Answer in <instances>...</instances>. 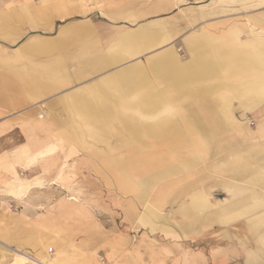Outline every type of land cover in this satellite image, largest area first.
<instances>
[{
	"label": "rangeland",
	"instance_id": "1",
	"mask_svg": "<svg viewBox=\"0 0 264 264\" xmlns=\"http://www.w3.org/2000/svg\"><path fill=\"white\" fill-rule=\"evenodd\" d=\"M144 1L138 2L141 9L146 5ZM238 1H208L200 10L182 8L100 27L86 21L94 14L96 22L95 13L103 10L105 1L99 4V0H0V78L14 81L9 82L14 87L17 81L25 82L27 78L31 81L33 77L51 86H56L57 80L65 82L35 100L34 106L41 102L50 106V113H45L44 119L38 118L43 111L36 110V117H32L33 106L17 111L13 120L0 125V264H33L17 252L39 256L44 242L47 258L54 256L59 244L68 246L69 253L85 257L76 250V242L91 244L97 240L94 235L112 231L130 235L152 233L158 235V241L169 243V231H151L140 222L145 204L157 197L164 182L192 180L208 189H217L218 181L223 179L218 169L236 159L241 163L238 166L242 172L256 171L257 166L243 152L252 150L264 154V104L245 114L234 98L232 109L237 121L229 124V137L223 143L227 144L226 150L206 157L190 169L188 165L193 159L185 158L197 155L194 148L171 150L149 138L144 143L132 141L127 132L106 136L94 132L91 126L72 125L81 119L68 105L71 94L90 89L103 74L113 72L115 67L95 71L91 62L107 53L115 36L127 28L144 26L162 30L180 49L178 55L182 62L190 59L185 42L194 38L213 35L231 38L230 33L235 29L239 44H247L250 38L264 41V7L258 6L256 0ZM25 11L30 13V19ZM71 26L89 29L91 44L87 50L82 52L74 44L48 54L22 50L26 42L56 41L60 30ZM162 50L163 47L143 53L141 63L147 66L149 58ZM58 60L62 64L51 68ZM95 72L99 76H87ZM254 84L264 91V78L256 79ZM225 89V85L220 86L210 96L214 98ZM28 90L35 92V85ZM19 91L26 92V84ZM259 95L264 98V93ZM172 152L176 158H164ZM140 154L146 158L137 162ZM129 157L135 166H124ZM182 164L187 166L184 172L171 175L172 167ZM155 169L161 171L149 173ZM21 183L26 189L16 194ZM162 202L163 215L169 223L171 205ZM167 221L160 220L159 224L166 225Z\"/></svg>",
	"mask_w": 264,
	"mask_h": 264
},
{
	"label": "crops",
	"instance_id": "2",
	"mask_svg": "<svg viewBox=\"0 0 264 264\" xmlns=\"http://www.w3.org/2000/svg\"><path fill=\"white\" fill-rule=\"evenodd\" d=\"M104 1L106 3L103 10L95 13L96 22L92 14L86 23L104 27L108 24L137 21L151 14L171 13L182 8L200 10L206 7L208 1L239 2L145 0L146 5L141 9L138 3L140 0H99V4ZM256 1L258 6L264 7V0ZM109 7L112 8L111 11ZM25 14L30 19V13L25 11ZM30 23L33 21L30 20ZM88 30L77 26L62 28L56 41L42 39L35 44L26 42L22 50L48 54L60 52L65 46L74 44L80 46V51L83 52L91 44ZM230 34L231 38L209 36L187 40L185 45L190 59L184 63L179 58L174 42H170V38L160 29L150 30L139 26L118 33L107 53L96 56L91 62L95 71H108L115 67L113 72L103 74L90 89L75 92L68 97L69 108L81 119L73 125L91 126L94 132L106 136L127 132L132 141L139 140L140 143H144L147 138L155 142H169L165 145L171 150L194 148L197 155L185 158L193 159L188 165L189 169L208 156L220 154L227 148V144L224 146L223 143L224 138L229 137V124L234 119L237 121L233 116L232 100L235 98L240 102L245 114L250 110L254 112L264 104V98L258 97L264 91L258 85L254 86L256 79L264 78V41L258 42L250 38L247 44H239L236 40L237 31L233 29ZM162 47L164 50L149 58L147 66L141 63L140 56L143 53ZM61 64L62 60H58L50 67L56 68ZM198 75H201L200 78ZM87 76L99 75L95 72ZM9 82L14 81L0 78V119L3 121L0 125L13 120L19 113L17 111L29 110L36 99L65 84L57 80L54 81L56 86L46 85L37 77H33L31 81L28 78L25 82L17 81L15 87L13 83L9 86ZM25 84L27 91H19ZM33 85L36 90L30 92L29 86ZM223 85L226 89L212 98L210 92ZM49 108L47 103H38L31 115L35 118L36 110L49 115ZM103 111L114 112V115L109 117V113H106L104 118H108H99L98 115ZM172 153L164 158H176ZM142 158H146V155H137V159ZM179 166L172 167L171 175L182 173L184 167H187L184 164ZM239 168L242 172L241 167ZM221 169L218 171L223 179L218 181L217 189H208L204 184L192 180L182 179L178 183L170 180L161 185L157 197L145 204L140 218L143 228L169 231V243L158 241V235L152 233L130 235L112 231L94 235L93 238L97 240L91 244L82 240L80 243L76 242V250L85 257H80L75 252L69 253L65 244L57 245L58 251L55 254L60 253L64 264H264V183L244 182L236 175L233 176L234 172L225 173ZM160 171L155 169L149 173ZM169 192L170 195L167 196L166 193ZM185 195L186 200L183 199ZM162 201L171 205L169 223L163 215ZM160 220L163 223L167 221L166 225L159 224ZM42 245L43 250L38 257L44 259V246L47 244L44 242ZM99 259H104L105 263H100Z\"/></svg>",
	"mask_w": 264,
	"mask_h": 264
},
{
	"label": "bare ground",
	"instance_id": "3",
	"mask_svg": "<svg viewBox=\"0 0 264 264\" xmlns=\"http://www.w3.org/2000/svg\"><path fill=\"white\" fill-rule=\"evenodd\" d=\"M28 16V15H27ZM156 34V33H155ZM232 35V34H231ZM165 36V35H164ZM214 36V35H213ZM63 37V36H62ZM215 37V36H214ZM231 37V36H230ZM158 38V37H157ZM163 39V38H162ZM194 40V39H193ZM191 42V41H190ZM196 42H198V41H196ZM41 43V42H40ZM39 43V44H40ZM47 43H48V41H47ZM163 43H164V41H163ZM186 43V42H185ZM223 43V42H222ZM48 45V44H47ZM162 45V44H161ZM200 45V44H199ZM251 45V44H250ZM263 45V44H262ZM34 46V45H33ZM37 46V45H36ZM194 46V45H193ZM192 46V47H193ZM225 46V45H224ZM47 47V46H46ZM196 47V46H195ZM39 48V47H38ZM62 48H63V46H62ZM210 48V47H209ZM44 49H45V46H44ZM53 49V48H52ZM258 49V48H257ZM47 50V49H46ZM54 50V49H53ZM206 50V49H205ZM210 50V49H209ZM212 50V49H211ZM242 50V49H241ZM44 51V50H43ZM180 51V49H177V53ZM230 51V50H229ZM254 52V51H253ZM211 54V53H210ZM195 55V54H194ZM212 55V54H211ZM201 56V55H200ZM207 56V55H206ZM209 56V55H208ZM255 56V55H254ZM263 57V56H262ZM257 58V57H256ZM261 59V58H260ZM167 60L169 61L170 60V58L168 57L167 58ZM260 61V60H259ZM182 62V61H181ZM188 62V61H187ZM250 62V61H249ZM185 63V62H184ZM190 65H191V63H189ZM262 64V63H261ZM189 66V65H188ZM196 66V65H195ZM218 66V65H217ZM244 66V65H243ZM247 66V65H246ZM207 67V66H206ZM249 67V66H248ZM209 68H211V67H209ZM256 68V67H255ZM199 69V68H198ZM205 69H207V68H205ZM249 69H251V68H249ZM261 69V68H260ZM234 70V69H233ZM202 71V70H201ZM213 71H215L214 69H213ZM227 71V70H226ZM194 72H195V70H194ZM234 72V71H233ZM241 72V71H240ZM188 73V72H187ZM209 73V72H208ZM208 73H206V74H208ZM215 73V72H214ZM237 73V72H236ZM242 73V72H241ZM260 73V72H259ZM195 74V73H194ZM230 74V73H229ZM203 75V74H202ZM209 75V74H208ZM218 75V74H217ZM151 77H152V75H150ZM199 76V75H198ZM201 76V75H200ZM200 76H199V78H200ZM196 77V76H195ZM213 76H211V78H212ZM249 77V76H248ZM146 78V77H145ZM149 78V77H148ZM202 78V77H201ZM210 78V79H211ZM247 78V77H246ZM147 79V78H146ZM203 79V78H202ZM206 79V78H205ZM207 79H208V77H207ZM194 80V79H193ZM212 80V79H211ZM217 80V79H216ZM231 81V80H230ZM203 82H205V81H203ZM235 82V81H234ZM231 84V83H230ZM260 85H261V83H259ZM263 84V83H262ZM198 85V84H197ZM207 85V84H206ZM222 85V84H221ZM256 84H254V86H255ZM251 86V85H250ZM157 87H158V85H157ZM186 87H188V86H186ZM182 88V87H181ZM251 88H253L252 86H251ZM119 89V88H118ZM165 89V88H164ZM205 89V88H204ZM261 89V88H260ZM178 90H180V89H178ZM117 91V90H116ZM121 91V90H120ZM119 91V92H120ZM160 91V90H159ZM243 91V90H242ZM118 92V91H117ZM141 93V92H140ZM155 93V92H154ZM164 93V92H163ZM176 93V92H175ZM255 93V92H254ZM172 94V93H171ZM242 94V93H241ZM139 95V94H138ZM141 95V94H140ZM250 95V94H249ZM240 96V95H239ZM238 96V97H239ZM256 96V95H255ZM260 96V95H259ZM258 96V97H259ZM125 97V96H124ZM133 97V96H132ZM161 97V96H160ZM244 97H245V94H244ZM147 98V97H146ZM240 98V97H239ZM134 99H135V97H134ZM203 99V98H202ZM248 99V98H247ZM260 99V98H259ZM249 100V99H248ZM194 101V100H193ZM201 101V100H200ZM206 101V100H205ZM197 102H199V101H197ZM264 103V102H263ZM131 106V105H130ZM156 106V105H155ZM157 107V106H156ZM205 107V106H204ZM164 108V107H163ZM166 108V107H165ZM181 108V107H180ZM52 109V108H51ZM124 109V108H123ZM130 109H132V108H130ZM179 111V110H178ZM208 111V110H207ZM218 111V110H217ZM40 112H41V110H40ZM166 112V111H165ZM201 112H202V110H201ZM106 113H109V112H101L99 115H98V117L99 118H104V116H105V114ZM204 114L206 115V113L204 112ZM233 114V113H232ZM113 115H114V112H110L109 113V117H113ZM142 115V114H141ZM140 115V116H141ZM163 115H165V114H163ZM167 115V114H166ZM178 115H180L179 113H178ZM44 116H45V112L44 113H42V114H40L39 115V119H43L44 118ZM139 116V117H140ZM183 116V115H182ZM218 116H219V114H218ZM163 117V116H162ZM210 117V116H209ZM215 117H216V115H215ZM106 118H108V117H106ZM106 118H104V119H106ZM185 118V117H184ZM214 118V117H213ZM149 119V118H148ZM179 119V118H178ZM209 120V119H208ZM163 121H165V120H163ZM172 121V120H171ZM203 121V120H202ZM234 121H235V119H234ZM154 122V121H153ZM169 122V121H168ZM216 122V121H215ZM217 122H218V120H217ZM226 122V121H225ZM165 123H166V121H165ZM219 123V122H218ZM151 124V123H150ZM170 124V123H169ZM173 124V123H172ZM175 124V123H174ZM217 124V123H216ZM73 125V124H72ZM166 125H167V123H166ZM166 125H165V127H166ZM221 125V124H220ZM122 126V125H121ZM162 126H164V125H162ZM186 126V125H185ZM192 126V125H191ZM217 127V126H216ZM167 128V127H166ZM171 128V127H170ZM174 128H175V126H174ZM212 128V127H211ZM210 128V129H211ZM149 129H151V128H149ZM177 129V128H176ZM214 129V128H213ZM188 130V129H187ZM215 130V129H214ZM135 131V130H134ZM140 131H141V129H140ZM143 131V130H142ZM173 131V130H172ZM175 131H177V130H175ZM136 132V131H135ZM168 132H170V131H168ZM162 133V132H161ZM174 133V132H173ZM221 133V132H220ZM151 134V133H150ZM150 134H148V135H150ZM179 134V133H178ZM152 135V134H151ZM150 135V136H151ZM169 135V134H168ZM183 135V134H182ZM149 136V137H150ZM155 136V135H154ZM170 136H173V135H170ZM175 136V135H174ZM169 137V136H168ZM167 137V138H168ZM185 137V136H184ZM164 138V137H163ZM166 139V138H165ZM170 139H172V137L170 138ZM189 139V138H188ZM219 139V138H218ZM163 140V139H162ZM168 140V139H167ZM187 140V139H186ZM139 141V140H138ZM169 141V140H168ZM172 141V140H171ZM196 142V141H195ZM200 142V141H199ZM165 143H169V142H165ZM164 143V144H165ZM188 143V142H187ZM222 143V142H221ZM192 144V143H191ZM193 147V146H192ZM222 147V146H221ZM220 147V148H221ZM202 149V148H201ZM249 149V148H248ZM199 150V149H198ZM170 151V150H169ZM238 151V150H237ZM234 152V151H233ZM240 152H242V151H240ZM202 153H204V152H202ZM235 153V152H234ZM244 155L243 156H247L248 155V157L250 158V160H252L253 162H254V165L255 166H257V168H256V171H252V172H250V173H244V172H241V170H240V166H238L239 164H241L240 162H239V160H235V161H229V162H226L221 168V170H223L225 173H228V172H230V171H232V175L233 176H235L236 175V177L237 178H239L241 181H244V182H253V183H264V154H262V153H260V152H257V151H250V152H248V150H244ZM239 155H241L240 153H239ZM136 159V158H135ZM241 159H242V157H241ZM139 161V159H137V162ZM240 161H242V160H240ZM151 163V162H150ZM128 164H130V165H132V167L133 166H135L136 164H134V163H131V160L129 159L128 160V163L127 164H124V166H128ZM156 164V163H155ZM196 164V163H195ZM150 165V164H149ZM148 165V166H149ZM145 167V166H144ZM129 168V167H128ZM139 169V168H138ZM163 171V170H162ZM240 171V172H239ZM236 172H238V173H236ZM167 174V173H166ZM174 174V173H173ZM152 175V174H151ZM150 176V175H149ZM146 186V185H145ZM148 186V185H147ZM26 188H25V186H24V184L23 183H21V185H20V188H18V190L17 191H15V193L16 194H22L23 193V191L25 190ZM260 192V191H259ZM243 193V192H242ZM144 195V194H143ZM192 197V196H191ZM194 197V196H193ZM195 198V197H194ZM193 198V199H194ZM195 200H196V198H195ZM202 202V201H201ZM204 203V202H203ZM204 205V204H203ZM200 207V206H199ZM204 209H205V207H204ZM202 210V209H201ZM225 213V212H224ZM49 251H52V250H50L49 249ZM17 252V251H16ZM17 253H20L21 254V256H22V258H24L25 260H28V261H30L31 263H33V264H64V262L61 260V258H60V253H57V254H55L53 257L51 256L50 258H44V259H42V258H40V257H38V256H35V255H32V254H30L29 252H26V251H23V252H17ZM16 255V254H15ZM19 256V255H18Z\"/></svg>",
	"mask_w": 264,
	"mask_h": 264
},
{
	"label": "built area",
	"instance_id": "4",
	"mask_svg": "<svg viewBox=\"0 0 264 264\" xmlns=\"http://www.w3.org/2000/svg\"><path fill=\"white\" fill-rule=\"evenodd\" d=\"M50 252L52 253V251H50ZM101 261H102L103 263H105L104 259H101Z\"/></svg>",
	"mask_w": 264,
	"mask_h": 264
}]
</instances>
